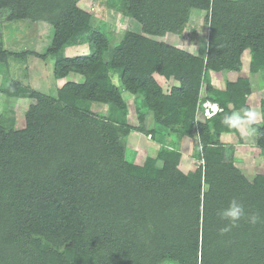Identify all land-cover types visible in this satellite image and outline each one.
<instances>
[{
	"label": "trees",
	"instance_id": "1",
	"mask_svg": "<svg viewBox=\"0 0 264 264\" xmlns=\"http://www.w3.org/2000/svg\"><path fill=\"white\" fill-rule=\"evenodd\" d=\"M79 1L0 0V64L27 54L50 56L55 79L83 77L66 81L55 94L9 78L0 83L1 95L35 101L21 128L8 109L0 111V264H113L95 247L99 239L112 240L109 247L119 250L115 264H153L162 248L170 256L162 264H264V173L248 179L235 163L234 145L222 140L237 133L224 117L251 110L252 82L244 76L226 80L227 102L212 82L213 73L240 72L245 51L249 73L264 75V0H119L140 30H125L113 44ZM194 10L204 13L207 26L204 55L161 40L180 36ZM19 21L53 28L45 53L4 46L3 23ZM83 44L86 53L65 55ZM114 70L120 85L112 81ZM122 90L134 97L137 125L109 117L128 113ZM205 102L219 110L206 117ZM93 103L108 111H92ZM143 108L167 129L165 142L146 133ZM260 110L252 127L264 152V98ZM133 131L158 145L142 163L126 153ZM170 136L193 142L190 170L179 167L184 151L169 146ZM232 199L243 204L246 217L221 235L227 221L220 212ZM252 214L261 218L254 226ZM178 236L192 240L193 255L172 257L179 243L165 239Z\"/></svg>",
	"mask_w": 264,
	"mask_h": 264
},
{
	"label": "rangeland",
	"instance_id": "2",
	"mask_svg": "<svg viewBox=\"0 0 264 264\" xmlns=\"http://www.w3.org/2000/svg\"><path fill=\"white\" fill-rule=\"evenodd\" d=\"M79 6L86 11H89L92 14L91 24L98 25L101 24L107 31L108 36L111 39V44L117 42L125 30H134L139 31L140 25L128 17L123 15L122 12V2L119 0H80ZM2 38L4 41V46L7 49L16 51V52H25V51H35L38 53H45L53 35V28L44 22H29V21H19V22H4L1 27ZM206 34L207 26L205 25L204 13L194 10L191 13L190 20L182 31L181 35L177 34H166L161 38L162 41H165L169 44L177 46L179 48L185 49L192 53L199 55H204L206 49ZM84 50V51H83ZM87 45L72 46L65 50L66 56H75L86 53ZM243 54H246L249 57L248 51H245ZM242 54V56H243ZM243 62V60H242ZM241 71L238 73L229 72L226 74L215 73L212 74V82L217 87L218 98L222 102H227L228 95L225 91V82L226 80H235L238 76H246L248 73V66L246 62H243ZM53 59L48 57L46 60L40 59L34 55L27 54L20 58L9 57L7 65L0 64V83L6 78L18 80L24 84L30 85L35 90L46 94H55L56 89L69 80H76L81 82L83 77L81 75L71 74L70 76L63 79H55L53 76ZM112 81L120 85V80L118 77L117 71L111 72ZM157 80L162 83V86L166 88L164 80L156 76ZM253 93L248 97V104L251 110H255L260 113L257 121L261 120V110H260V101L264 98V75L257 73V75L251 77ZM122 95L128 103V113L123 116L121 112L109 113V117L113 118V114L116 119L120 122H127L132 125H137V118L134 110V97L127 91L122 90ZM35 101L33 99H18V98H9L0 94V111L3 109L9 110V116L15 119V127L21 128L24 125V113L28 106ZM85 106H87L85 104ZM141 107V106H140ZM91 109L94 112L105 113L108 110L106 105L99 103H93ZM144 109V108H143ZM143 112L146 113L147 118H149V112L145 108ZM146 122H144V128L146 127ZM149 123L151 128L156 130V139L165 140L167 137L164 134H167V129L155 126L152 119L150 118ZM148 126V124H147ZM247 127V126H246ZM239 131V130H238ZM159 133V134H158ZM164 133V134H163ZM243 138L246 137L243 135ZM252 136L249 137L251 140ZM222 140L230 142L231 145H234L235 150V163L239 166L245 176L248 179H252L257 173H264V152L260 148H255L254 151L242 150L239 147V143L242 144V137L239 136V133L223 135ZM192 142V141H190ZM193 143V142H192ZM188 148H189V142ZM191 145V144H190ZM152 146V147H151ZM156 147V144H153L150 140V135L146 136L138 131H133L129 134L126 141L127 156L130 157L134 162L142 163L144 158L153 151V147ZM244 148V147H243ZM246 149V148H245ZM152 154V153H151ZM186 160L193 162L191 151L187 153ZM239 154L241 158H239ZM185 156V155H184ZM164 169H168L169 166L164 163H155ZM248 165V167L246 166ZM186 238L178 236L175 238L165 239L168 241H177L179 243L178 249L175 248L173 254L177 251L178 253L173 255L174 259H178V255L181 253H188L189 255L194 254V244L190 239L188 244L185 240ZM117 241V240H115ZM112 240H95L94 245L101 251L100 254L104 255L105 262L110 260L111 263H119L118 249L114 247H109ZM181 242L185 243L187 246L181 245ZM100 245V246H98ZM158 254L153 259V264H162L169 257L165 254L167 253L165 248L159 250ZM128 258V257H127ZM115 262V263H114ZM128 264V262H127ZM146 264V263H145ZM147 264H150L148 262Z\"/></svg>",
	"mask_w": 264,
	"mask_h": 264
},
{
	"label": "clouds",
	"instance_id": "3",
	"mask_svg": "<svg viewBox=\"0 0 264 264\" xmlns=\"http://www.w3.org/2000/svg\"><path fill=\"white\" fill-rule=\"evenodd\" d=\"M207 106L212 114L216 113L219 110V107L215 103L206 102ZM260 113L255 110H243V114L241 112H233L231 115H226L224 117L223 123L229 129L241 130L246 128V132L249 136L254 135L256 129L252 127L259 118ZM247 126V127H246ZM220 217L223 220L227 221L225 227L220 229V234L225 235L232 231V229L239 227V221L246 217V212L242 203H240L237 199H232L229 202L227 208L223 209L220 212ZM248 221L251 225H256L261 222V218L257 214H252L248 217Z\"/></svg>",
	"mask_w": 264,
	"mask_h": 264
},
{
	"label": "crops",
	"instance_id": "4",
	"mask_svg": "<svg viewBox=\"0 0 264 264\" xmlns=\"http://www.w3.org/2000/svg\"><path fill=\"white\" fill-rule=\"evenodd\" d=\"M242 60H243V62H246V64H247V66H249V57L246 55V54H243V56H242ZM242 62V65L244 64ZM213 74H215V73H213ZM213 76V75H212ZM253 76H255V75H251L250 73H249V71H248V73H247V75L245 76V77H249L250 78V80H251V77H253ZM253 88V87H252ZM149 118L147 119V123H146V127H145V129H146V133H149V134H155V132H156V130H154V129H152L151 128V124L149 123V120H150V115L148 116ZM147 124H148V126H147ZM156 126V125H155ZM161 131H162V128H161ZM237 131V133H239V136L240 137H242V144H241V142L239 143V148L240 149H244V150H247V151H254L255 149H254V146H255V148H257L258 149V147L255 145V137H254V135H251L252 136V138H251V140H249V135L247 134V132H246V128L245 129H241V130H236ZM157 133V132H156ZM159 134V133H158ZM164 134V133H163ZM166 137H167V134H164ZM243 135L246 137V139H244L243 138ZM169 138V146H177L178 145V148L179 149H181V150H183L184 151V153H182L183 155H182V157H181V161H180V164H179V167L183 170V171H188V170H190L191 168H192V166H193V162H190V160H189V158H188V160H186L185 158H186V156L188 157V152H189V155H190V153H191V147L193 146V143L192 142H190L189 141V143L191 144H189V148H188V144H186L185 143V140L183 139L182 141H180L179 143H177V141L175 140V138L173 137V136H170V137H168ZM167 139V138H166ZM164 142H165V140H163ZM157 143V142H156ZM160 143V142H159ZM154 144V143H153ZM161 144V143H160ZM157 144H156V147L154 146L153 148H157ZM185 146H186V148H185ZM152 147V146H151ZM244 147V148H243ZM246 148V149H245ZM185 149H187V150H185ZM185 155V156H184ZM239 158H241V156H240V154H239ZM247 167H248V165H246ZM243 171V170H242Z\"/></svg>",
	"mask_w": 264,
	"mask_h": 264
},
{
	"label": "built area",
	"instance_id": "5",
	"mask_svg": "<svg viewBox=\"0 0 264 264\" xmlns=\"http://www.w3.org/2000/svg\"><path fill=\"white\" fill-rule=\"evenodd\" d=\"M202 107H203V109H204V115H205L206 117H210V116L212 115V111L209 110V108H208V106H207V103H206V102L203 103V104H202Z\"/></svg>",
	"mask_w": 264,
	"mask_h": 264
}]
</instances>
